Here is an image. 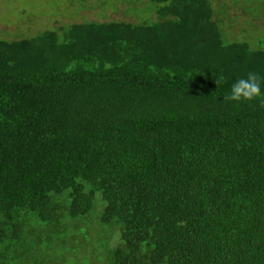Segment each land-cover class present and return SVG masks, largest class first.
Instances as JSON below:
<instances>
[{"label":"trees","instance_id":"1","mask_svg":"<svg viewBox=\"0 0 264 264\" xmlns=\"http://www.w3.org/2000/svg\"><path fill=\"white\" fill-rule=\"evenodd\" d=\"M151 1L155 23L0 39V264L97 202L109 264H264V99L226 100L264 42L226 43L210 0Z\"/></svg>","mask_w":264,"mask_h":264},{"label":"rangeland","instance_id":"2","mask_svg":"<svg viewBox=\"0 0 264 264\" xmlns=\"http://www.w3.org/2000/svg\"><path fill=\"white\" fill-rule=\"evenodd\" d=\"M226 43L246 42L263 49L264 0H210ZM157 5L151 0H0V39L35 38L45 31L77 24L155 23ZM104 203L79 222L83 227L51 231L36 264H109L113 230L100 222ZM87 227V228H86ZM90 227V228H89ZM45 238V237H44ZM53 238V239H52ZM118 243L117 238H115ZM57 245L56 241H61ZM49 243V244H48Z\"/></svg>","mask_w":264,"mask_h":264},{"label":"clouds","instance_id":"3","mask_svg":"<svg viewBox=\"0 0 264 264\" xmlns=\"http://www.w3.org/2000/svg\"><path fill=\"white\" fill-rule=\"evenodd\" d=\"M187 75L190 80L195 76L193 72H189ZM216 76L215 82L219 86L223 77ZM262 99H264V76L257 72H248L235 79L231 85L230 93L226 96V100L235 105Z\"/></svg>","mask_w":264,"mask_h":264}]
</instances>
